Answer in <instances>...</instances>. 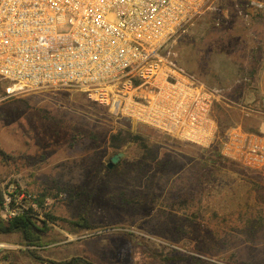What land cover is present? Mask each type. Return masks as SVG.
Masks as SVG:
<instances>
[{
    "label": "rangeland",
    "instance_id": "obj_1",
    "mask_svg": "<svg viewBox=\"0 0 264 264\" xmlns=\"http://www.w3.org/2000/svg\"><path fill=\"white\" fill-rule=\"evenodd\" d=\"M167 51L223 90L208 143L83 87L7 96L0 79V224L29 209L49 226L42 246L0 230V264H264V166L225 158L218 139L232 126L264 134V6L222 0Z\"/></svg>",
    "mask_w": 264,
    "mask_h": 264
},
{
    "label": "built area",
    "instance_id": "obj_2",
    "mask_svg": "<svg viewBox=\"0 0 264 264\" xmlns=\"http://www.w3.org/2000/svg\"><path fill=\"white\" fill-rule=\"evenodd\" d=\"M221 1L0 0V79L9 83L6 95L79 86L131 120L208 143L215 137L213 112L223 90L189 72L167 48ZM218 139L225 158L249 168L264 166V134L232 126Z\"/></svg>",
    "mask_w": 264,
    "mask_h": 264
},
{
    "label": "trees",
    "instance_id": "obj_3",
    "mask_svg": "<svg viewBox=\"0 0 264 264\" xmlns=\"http://www.w3.org/2000/svg\"><path fill=\"white\" fill-rule=\"evenodd\" d=\"M0 201H2L0 196ZM0 230L4 232L20 231L26 243L33 246L44 245V237L47 235L49 226L46 222L39 223L33 218L29 209L22 211L8 219L7 223L0 224ZM79 257L61 264H79ZM83 264H94L89 261H83Z\"/></svg>",
    "mask_w": 264,
    "mask_h": 264
},
{
    "label": "water",
    "instance_id": "obj_4",
    "mask_svg": "<svg viewBox=\"0 0 264 264\" xmlns=\"http://www.w3.org/2000/svg\"><path fill=\"white\" fill-rule=\"evenodd\" d=\"M119 157L117 155L112 157V162L110 163V166H112L113 163L117 162Z\"/></svg>",
    "mask_w": 264,
    "mask_h": 264
}]
</instances>
